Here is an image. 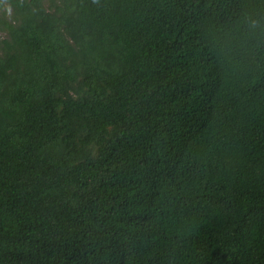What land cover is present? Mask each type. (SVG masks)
Listing matches in <instances>:
<instances>
[{
  "label": "trees",
  "instance_id": "obj_1",
  "mask_svg": "<svg viewBox=\"0 0 264 264\" xmlns=\"http://www.w3.org/2000/svg\"><path fill=\"white\" fill-rule=\"evenodd\" d=\"M0 264H264V0H0Z\"/></svg>",
  "mask_w": 264,
  "mask_h": 264
},
{
  "label": "rangeland",
  "instance_id": "obj_2",
  "mask_svg": "<svg viewBox=\"0 0 264 264\" xmlns=\"http://www.w3.org/2000/svg\"><path fill=\"white\" fill-rule=\"evenodd\" d=\"M4 35H5V33L0 30V38H3Z\"/></svg>",
  "mask_w": 264,
  "mask_h": 264
}]
</instances>
